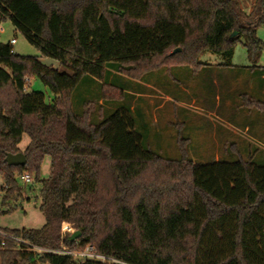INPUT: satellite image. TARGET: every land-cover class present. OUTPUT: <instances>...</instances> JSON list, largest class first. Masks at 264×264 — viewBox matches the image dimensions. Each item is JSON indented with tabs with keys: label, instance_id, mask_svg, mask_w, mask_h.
<instances>
[{
	"label": "trees",
	"instance_id": "16d2710c",
	"mask_svg": "<svg viewBox=\"0 0 264 264\" xmlns=\"http://www.w3.org/2000/svg\"><path fill=\"white\" fill-rule=\"evenodd\" d=\"M6 19L64 70L0 41L2 190L5 200L21 197L17 175L31 173L45 217L39 229H0V264H100L39 252L12 236L49 250L91 245L124 264H264V158H243L231 144L236 160L198 162L186 138L180 159L164 158L144 144L129 104L122 105L126 92L107 81L110 67L133 79L163 67L196 73L207 51L232 67L238 41L245 68L264 75L257 35L264 0L249 13L238 0H0V23ZM27 75L52 98L26 90ZM83 79L103 81L101 99L122 103L98 122L90 101L76 113L73 94ZM241 97L245 108L264 112L260 97ZM24 134L31 141L22 151ZM18 152L26 165H8L6 153ZM46 157L50 177L42 179ZM64 224L81 235L72 240Z\"/></svg>",
	"mask_w": 264,
	"mask_h": 264
},
{
	"label": "rangeland",
	"instance_id": "374dc122",
	"mask_svg": "<svg viewBox=\"0 0 264 264\" xmlns=\"http://www.w3.org/2000/svg\"><path fill=\"white\" fill-rule=\"evenodd\" d=\"M238 1L242 10L246 13H249L253 8L254 0ZM257 35L264 42V26H260L257 29ZM12 39H15L14 43L11 42ZM0 41L3 43H10L13 47V51L20 55L36 57L47 67L64 70V68L60 66V63L58 61L42 56L39 49L32 45L25 37V35H23V33L20 32L9 19L3 20L0 23ZM201 58V61L206 63H220L218 68H220L219 72L222 73H218V75H216V78L225 76L224 78L227 81H230L237 74L229 65H225L227 58L222 55L207 51L202 55ZM230 63L237 66H248L250 64L246 48L242 42H236L235 53L233 58L230 60ZM258 66H264V52L262 54L261 60L258 63ZM183 70H188V72L192 71L189 67H163L159 69V71L157 70L153 72L154 75L151 76H160L159 79L164 84L165 89L169 88V84L171 86L174 84V86L176 87V81H180L182 85L188 86L190 80L195 78L193 74L196 73H188L187 75L184 74ZM242 72V77H246L248 79L246 85L247 90L245 89V91L247 92V94H250L249 92L251 90L248 86L250 85V77L254 75L249 71ZM143 80V78L133 79L129 76L124 75L123 73H119L117 68L110 67L109 75L107 77L108 83L117 85L121 88H130V90L133 91L134 94H140V97H137L136 99V94L131 95L133 96L132 100L129 101L130 99H127L126 97L123 103L122 101H105L104 99H101V86L103 84V81L93 79L90 82L86 83L83 79L73 94V108L76 113H81L82 111H84L85 101H90V108L92 109V111L94 110L92 119L94 122H98L99 120H101V118L111 115L120 103H122V105L126 103H128L129 105L132 104L135 106V108H140L141 105L147 106L148 104V106H151L152 104L150 101H148V96L152 93H156V91L151 90V88L154 87L152 84L148 86V83ZM254 85V91H251V95L254 97L258 96L264 100V85H260V88L256 86V84ZM239 86H241V84ZM217 88V84H214L210 79V82L207 84L205 90V93H210V98L208 100L209 103L213 102V92H215L216 94V91L218 90ZM49 89L50 88H48L37 77L33 78L30 75L26 76V90L42 91L46 94L47 98L51 99L52 96ZM239 98L240 99L237 101V105L240 104V106L245 109V107L243 106L241 95L239 96ZM165 99H162V101ZM160 101L161 100H159V102ZM150 109V113L152 114L150 118L151 121H153L152 125L151 121H149L150 124L147 123L145 117L136 115V128L142 133L144 137V144L146 146L150 147L153 151L157 152L162 157L174 161L180 159L181 157L179 140L188 138L189 142L186 147L188 156L190 158L195 159L196 161L208 163L214 159V156L212 155L213 153L208 152L207 154L201 152L203 148V141L199 139V132L198 130L193 128L192 125H190L189 117L185 114L186 110H184L183 106L180 105L179 102H177V99L174 102L168 101L161 110H155L153 108ZM245 110L253 114L254 120L259 122L258 130L252 129V133L254 130L258 138L250 137L249 135L251 134L249 133L251 132L244 130L243 127L246 123L244 121V117L246 115L244 116V113H242L238 118L239 128L235 129L234 127L233 129L236 133L234 139H237L238 143L236 141H232L233 139L229 140L228 138L227 140H223L220 143L223 145L225 144V146L229 148V150H233L231 144H234V146H237V148L239 147L237 144H239L241 146L240 148H242V150L244 149L246 158H248V156L252 154L253 159L255 161H258L264 158V134L260 127L261 123L264 125V112L262 113L258 110L248 108H246ZM187 115L189 114L187 113ZM246 120H250V117L247 116ZM240 124L243 127L240 126ZM223 125L225 126V128L230 127L227 123H223ZM156 127H160L161 132L157 133V131H155L154 129ZM226 130V132H228L227 134H229L230 130ZM226 132L223 130L222 134H225ZM29 141H31L29 136L27 134H24L22 137V141L19 144V147L22 151L26 148ZM231 150L226 154L222 148H218L217 151L219 153V157H224V160L232 161L237 157ZM50 167L51 158L46 157L41 166L40 174L42 179L50 177ZM17 181L19 186L23 188L22 196L5 200V192H3L2 190L5 181L3 175L0 173V229H39L45 223V217L39 208L41 184L34 181L33 175L32 182L29 184H26L22 180L21 175H17ZM64 228L68 231V233L72 234L75 232V229H73L72 227L69 228V224L65 225Z\"/></svg>",
	"mask_w": 264,
	"mask_h": 264
},
{
	"label": "crops",
	"instance_id": "0c3cea01",
	"mask_svg": "<svg viewBox=\"0 0 264 264\" xmlns=\"http://www.w3.org/2000/svg\"><path fill=\"white\" fill-rule=\"evenodd\" d=\"M219 64L220 63H216V62L214 63L207 62V65H203L200 68V70L196 72V74H193L195 78L190 80L188 86H184L182 85L180 81H176L177 82L176 87L174 86V84L172 86L169 84V88H166V89L162 81H160L159 79L160 76L158 75L151 76V75H154L153 72L155 71H153L143 77L144 79L143 81H146L148 83V86H150L151 84L154 86L151 88V90L156 91V93H152L148 96V99H149L148 101H150L152 105L151 106H148L149 104L147 106L141 105L140 108L139 107L135 108V106L132 104L128 106H130L132 113L135 116L136 120H137L136 115H139V116L141 115L142 117H145V119L147 120V123L150 124L149 122L151 121L150 116L152 115L150 113V110H151L150 108H153L155 110H161L163 109L164 105L168 101L174 102L177 99V102H179L180 105L183 106L184 110H186L185 114L186 116L189 117L190 125H192V127L198 130L199 132L198 134L199 139L203 141V144H202L203 148L201 152L207 153V154L208 152L213 153L212 155L214 156V159L212 161L224 160V157H219V153L217 150L218 148H222L226 154L231 149L229 150V148H227L225 144L223 145L220 142H222L223 140L224 141L227 140V138L229 140L233 139L232 141H236V142L238 141L237 139H234V137L236 136V133L233 129L234 127L235 129L239 128L238 118L240 114L244 113V116L246 115L244 117L245 118L244 121L246 122L244 127L241 125L242 123L240 124V126H242L244 130L251 132L249 133L251 134L249 135L250 137L258 138L254 130L252 133V129L258 130L259 122L254 120L253 114H251L250 112H247L245 110L246 108L244 109L242 106H240V104L237 105V101L240 99L239 96L242 95V93H245V94L247 93L245 89L247 90L246 85H247L248 79L246 77H242L243 75L242 71L244 72L249 71L254 75L250 77V82H249L250 85L248 86L251 91H254V87H255L254 84H256V86H258L259 88L261 87L260 85L262 86L264 85V75H258L256 74V71H251L245 68L247 65H244V66L233 65L231 68L234 69V71L237 74L230 81H227L224 78L225 76L216 78V75H218V73L220 74L222 73V72H219V69H220L218 68ZM183 71H184V74H187V75L188 73H193L191 70H190L191 72H188V70H183ZM210 79L212 80L214 84H217V87H218L217 88L218 90L216 91L217 93L215 94V92H213V102L212 103L208 102L210 98V95H209L210 93L209 94L205 93L206 86L210 82ZM240 84L241 86H239ZM159 88H161L163 91ZM122 89L127 93V99H130L129 101L132 100L133 96L131 95L136 94L137 95L136 99L137 97H140L139 96L140 94H137V93L134 94V92L131 91L130 88L124 87ZM251 91L249 92L250 94H252ZM162 99H165V100L162 101ZM159 100L161 101L159 102ZM187 113L189 115H187ZM247 116L250 117V120H246ZM223 123L229 124L230 127L225 128ZM152 124H153V121H151V125ZM260 127L264 134V125L262 123ZM154 129L155 131H157V133L161 132L160 127H156ZM226 129L230 130L229 134H227L228 132H226L227 131ZM223 130L226 132L225 134H222ZM188 142H189V139H188ZM237 145L239 146L238 149L240 150L243 158H246L244 149L242 150V148H240L241 146L239 144ZM198 162H201V161H198Z\"/></svg>",
	"mask_w": 264,
	"mask_h": 264
},
{
	"label": "built area",
	"instance_id": "2783aa9c",
	"mask_svg": "<svg viewBox=\"0 0 264 264\" xmlns=\"http://www.w3.org/2000/svg\"><path fill=\"white\" fill-rule=\"evenodd\" d=\"M15 42V39L12 40V43ZM22 180L26 183L29 184L32 182V175H30L29 173H24L21 176ZM66 224L63 225V232H68L64 227ZM69 228H71V226L69 225ZM11 238H13V240L17 241L18 243H22L25 245H28V247L34 250H38L39 252H50V253H56V254H64V255H70L72 257H74L75 259H79V260H91V261H97L101 263H105V264H124L123 262H121L120 260L113 258L111 256L105 255L103 253H99L94 247L91 245H88L87 247H85L84 249L81 250H70V249H62V250H49V249H42V248H37L36 246H34L33 244H31L28 241H25L22 238H18V237H14L12 236Z\"/></svg>",
	"mask_w": 264,
	"mask_h": 264
},
{
	"label": "water",
	"instance_id": "95a60500",
	"mask_svg": "<svg viewBox=\"0 0 264 264\" xmlns=\"http://www.w3.org/2000/svg\"><path fill=\"white\" fill-rule=\"evenodd\" d=\"M236 35V32H234L232 36ZM180 48H176L174 50V52L177 53V51H179ZM5 161L8 165H11V166H19V165H26L27 163V158L25 156V154L23 152H18L16 154H13V153H6V157H5ZM81 235V232L80 231H75L72 236H71V239L74 240L76 239L77 237H79Z\"/></svg>",
	"mask_w": 264,
	"mask_h": 264
}]
</instances>
